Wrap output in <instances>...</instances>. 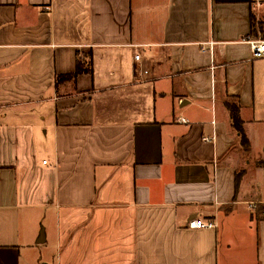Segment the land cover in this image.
Returning <instances> with one entry per match:
<instances>
[{"label": "crops", "instance_id": "crops-1", "mask_svg": "<svg viewBox=\"0 0 264 264\" xmlns=\"http://www.w3.org/2000/svg\"><path fill=\"white\" fill-rule=\"evenodd\" d=\"M252 16L264 0H0V264H264Z\"/></svg>", "mask_w": 264, "mask_h": 264}, {"label": "trees", "instance_id": "trees-1", "mask_svg": "<svg viewBox=\"0 0 264 264\" xmlns=\"http://www.w3.org/2000/svg\"><path fill=\"white\" fill-rule=\"evenodd\" d=\"M252 30L251 33L253 32V28L255 26V20L252 16ZM253 34V33H252ZM81 72H90V63L86 62V64L84 62H81L79 60L76 61V71L74 75H70V76H66V77H57V81H59L60 79L63 78H72L78 74H80ZM224 107L227 110L229 117H230V123H231V127L234 129V131L237 133V135L239 136V145L241 147V149L245 152L249 151L250 149V145L248 142V139L245 135L244 132V122L240 117V106H239V102L236 99L230 98V97H226L224 102ZM245 171L241 170L238 171V173H236L235 176V186L237 188V186L240 183V180L242 178V176L244 175ZM258 212L261 213L264 216V206H261L260 208H258Z\"/></svg>", "mask_w": 264, "mask_h": 264}, {"label": "built area", "instance_id": "built-area-1", "mask_svg": "<svg viewBox=\"0 0 264 264\" xmlns=\"http://www.w3.org/2000/svg\"><path fill=\"white\" fill-rule=\"evenodd\" d=\"M251 54L253 59H262L264 58V40L251 41ZM135 59L138 60L139 57L135 56ZM204 141H208L207 138H203ZM46 162L44 161L43 164ZM215 225L213 222H205L203 220L194 218L188 222V228L190 229H205L213 228Z\"/></svg>", "mask_w": 264, "mask_h": 264}, {"label": "rangeland", "instance_id": "rangeland-1", "mask_svg": "<svg viewBox=\"0 0 264 264\" xmlns=\"http://www.w3.org/2000/svg\"><path fill=\"white\" fill-rule=\"evenodd\" d=\"M252 33L256 37V39L264 40V36H263V33H264V17L257 20V25L254 26ZM245 129L247 130V133L250 134V136L252 137L253 152H254V154H256L258 151L257 144L260 143L259 139L260 138L262 139V137H264V132H260L255 127H251L249 125ZM257 163H259V164L263 163L264 164V159L260 162H257ZM262 186H264V180L262 181ZM41 227H43V226H41ZM41 227H39V228H41Z\"/></svg>", "mask_w": 264, "mask_h": 264}, {"label": "water", "instance_id": "water-1", "mask_svg": "<svg viewBox=\"0 0 264 264\" xmlns=\"http://www.w3.org/2000/svg\"><path fill=\"white\" fill-rule=\"evenodd\" d=\"M39 237L42 238L43 237V231L41 230L39 233ZM40 242V241H39Z\"/></svg>", "mask_w": 264, "mask_h": 264}]
</instances>
